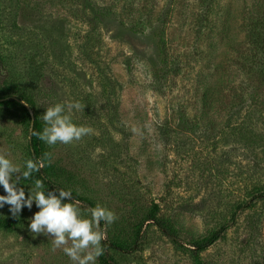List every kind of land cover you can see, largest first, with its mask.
<instances>
[{"label": "rangeland", "instance_id": "1", "mask_svg": "<svg viewBox=\"0 0 264 264\" xmlns=\"http://www.w3.org/2000/svg\"><path fill=\"white\" fill-rule=\"evenodd\" d=\"M253 9L264 15V0H0V94L31 96L43 128L53 104L85 106L73 122L94 132L44 143L43 154L63 183L115 212L106 239L132 248L110 249L117 263L264 264V53L248 38L262 23ZM151 26L165 30L167 66ZM23 116L0 105V154L21 168ZM154 205L180 245L145 222ZM37 210L0 229V264H72L51 236L28 230ZM0 216L12 218L7 205ZM219 229L197 262L192 241Z\"/></svg>", "mask_w": 264, "mask_h": 264}, {"label": "clouds", "instance_id": "2", "mask_svg": "<svg viewBox=\"0 0 264 264\" xmlns=\"http://www.w3.org/2000/svg\"><path fill=\"white\" fill-rule=\"evenodd\" d=\"M79 101L55 103L42 114L45 127L40 132H32L39 140L49 146L71 144L82 137L92 134L94 129L73 122V112L83 111ZM162 147V146H161ZM50 153H44V159L24 161L23 168L13 163L6 154H0V209L8 206V213L16 219L24 209H38L30 217L27 228L36 235L51 236L53 248H62L72 264H96L103 254L102 241L106 240L105 229L112 225L117 216L114 211L99 203L86 209L89 214H82L78 201L71 189L46 190L40 179L33 181L31 189L22 186L21 181H28L34 173L45 166V160L51 163ZM71 241V245L67 246Z\"/></svg>", "mask_w": 264, "mask_h": 264}, {"label": "trees", "instance_id": "3", "mask_svg": "<svg viewBox=\"0 0 264 264\" xmlns=\"http://www.w3.org/2000/svg\"><path fill=\"white\" fill-rule=\"evenodd\" d=\"M207 8L208 7H206L204 10L202 9L203 12L202 18L203 17L205 18L208 12L210 11V10L208 11ZM248 16H250L251 21H262L259 27L255 26L254 28H252V31H250L249 34L250 36H248V38L250 40V43H252L256 48H258L261 52L264 53V15L260 16V14L253 9L252 12L248 14ZM138 23L139 21H137L136 24L135 23L132 24L130 28L134 30L139 26ZM150 32L156 40L155 43H156L157 52L159 54L158 56L160 62L162 63V65L167 66L168 53L166 50L167 42L165 38V30L162 27L151 26ZM0 65H1V61H0ZM262 71L264 73V65ZM0 88H1L0 91H6L4 89H8L9 86L6 87L0 86ZM34 103H35L34 99L31 96H28L27 94L24 95L23 97L7 94L6 92L4 94H0V105L14 104L17 107L21 108L22 111L24 112L23 122L25 121V124H27L29 131V140H28L29 159L42 160L44 159L43 149L45 144L43 141L39 140L35 135H32L33 131L40 132L43 129L38 113L35 111V109L34 111H32L33 107H35ZM29 110L32 111V114L30 113ZM36 179H40L44 183V188L47 190L71 189L73 192V197L76 201L85 205L87 208L95 207V204L92 200H90L86 196L80 195L74 189L63 183L62 179L54 171L52 165H50L47 162V160H45V166L39 172L34 173L30 180L21 181V184L22 186L25 187V189H27V186L32 185L33 181ZM158 210H159L158 205H154L150 213L146 216L145 222L153 221L165 235H167L174 243L180 245L177 235L173 233V229L170 227L168 222L164 221L163 219L157 216ZM20 217L13 219V218H5L0 216V229L12 230L13 228H15ZM103 225H104L103 222H101L100 225L101 229L103 228ZM222 230L223 229H219L218 231L212 233L210 237L202 241H192L191 243L192 256L194 259L198 260L197 262H199L200 253L203 250H205L208 246L213 244L217 239H219ZM134 242L135 241H133V243ZM102 246L104 248V251L103 254L98 258L100 264H119L112 258L111 255H109L108 252L110 249L127 250L126 248H128V250H132L131 247H127L119 241H110L109 239L102 241Z\"/></svg>", "mask_w": 264, "mask_h": 264}, {"label": "water", "instance_id": "4", "mask_svg": "<svg viewBox=\"0 0 264 264\" xmlns=\"http://www.w3.org/2000/svg\"><path fill=\"white\" fill-rule=\"evenodd\" d=\"M30 111V113L32 114V111L31 110H29Z\"/></svg>", "mask_w": 264, "mask_h": 264}]
</instances>
